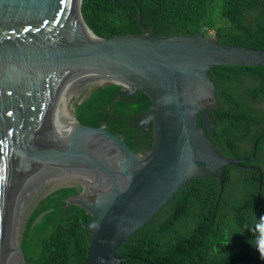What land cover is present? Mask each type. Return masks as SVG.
Returning a JSON list of instances; mask_svg holds the SVG:
<instances>
[{
	"label": "water",
	"instance_id": "water-1",
	"mask_svg": "<svg viewBox=\"0 0 264 264\" xmlns=\"http://www.w3.org/2000/svg\"><path fill=\"white\" fill-rule=\"evenodd\" d=\"M80 3L0 0V264H23L29 247L57 226L63 165L101 175L98 188L77 191L64 203L91 215L83 224L89 234L85 264H120L118 246L190 177H217L219 196L225 165L234 164L258 170L260 187V168L221 154L197 114L212 134L209 67L264 65V47L200 32L156 36L153 23L140 24L139 12L142 32L101 37L85 23ZM78 70L98 71L118 84L111 103L119 93L147 94L150 103L133 125L152 123L148 151H134L103 124L76 120L66 138ZM101 143L108 152H98Z\"/></svg>",
	"mask_w": 264,
	"mask_h": 264
},
{
	"label": "trees",
	"instance_id": "trees-1",
	"mask_svg": "<svg viewBox=\"0 0 264 264\" xmlns=\"http://www.w3.org/2000/svg\"><path fill=\"white\" fill-rule=\"evenodd\" d=\"M214 6H220L223 24L210 16ZM80 11L87 26L101 37L142 32L136 18L139 12L140 24L153 23L156 36L198 32L208 36L213 30L218 41L264 47V0H81ZM208 75L223 99L209 111L215 118L212 135L206 129L204 133L227 157L253 155L241 162L259 166L260 187L258 170L234 164L225 165L219 196L217 177H190L118 246L120 264H264V109L257 104L264 94V65L215 64ZM240 75L255 77L247 93L254 99L251 102L231 93L229 86ZM119 87L110 82L92 88L75 103V119L103 124L123 135L136 152L142 145L150 148L152 123L144 129L130 124L149 105L147 94L119 93L111 103ZM197 122L201 126L199 114ZM78 189L60 188L57 226L29 247L23 264L86 263L89 234L83 224L91 215L75 203L64 205Z\"/></svg>",
	"mask_w": 264,
	"mask_h": 264
},
{
	"label": "rangeland",
	"instance_id": "rangeland-1",
	"mask_svg": "<svg viewBox=\"0 0 264 264\" xmlns=\"http://www.w3.org/2000/svg\"><path fill=\"white\" fill-rule=\"evenodd\" d=\"M210 16L214 22H219L223 24L226 20L220 15V6H214L210 9ZM208 35H213V30L208 31ZM84 70H78L73 75V83L71 82V91H70V101H69V111H68V125L70 122H73L72 119L76 122L74 117V105L79 102L82 98H84L92 88L99 86L100 84H107V78H99L97 74L84 73L79 75L80 72ZM264 109V106H261ZM74 122V123H75ZM73 127V128H72ZM72 128L74 129V125H70L68 130ZM71 130V131H72ZM70 131V132H71ZM75 137L80 138L81 131L76 128L74 132ZM66 140V139H65ZM98 152H108L109 146L108 144L101 143L98 146ZM140 153V152H139ZM141 154V153H140ZM77 168L73 166L63 165L62 168V178H61V187H70L75 186L79 187L78 191H87L90 192L95 188L97 180L101 179V175L96 170H87L85 169V173L77 172Z\"/></svg>",
	"mask_w": 264,
	"mask_h": 264
},
{
	"label": "flooded vegetation",
	"instance_id": "flooded-vegetation-1",
	"mask_svg": "<svg viewBox=\"0 0 264 264\" xmlns=\"http://www.w3.org/2000/svg\"><path fill=\"white\" fill-rule=\"evenodd\" d=\"M214 77L218 78V74L217 73H214ZM255 80V77L253 76H247V75H240V76H237L234 78V81H235V84H230L229 88L231 90V93L233 94H236V95H240V96H243L245 97L249 102L253 101L254 99L251 98L247 93H248V90H249V86L252 85V84H249V82L251 81H254ZM223 85H227V84H223ZM138 92L137 90H135L133 93H124L123 95L124 96H130L134 93ZM222 94V93H221ZM221 94H217L216 92V86H214V89H213V99H214V102H215V106L217 107L218 106V102L220 101L219 99H223V96ZM209 99H212L211 97H209ZM225 99V98H224ZM222 101V100H221ZM257 104L261 107V106H264V94H262V98L260 99V101L257 102ZM214 107V106H213ZM213 107H209L207 108L208 110V115L211 117L212 119V128H213V125H214V120L215 118L209 113V111L213 108ZM139 116V120L136 121V122H133L135 123V125L139 124L141 122V117H142V114H138ZM201 119V124L203 127V129H207V126L206 124L204 123L202 117H200ZM133 123H130V124H133ZM140 128H144V127H140ZM146 132H147V137H149V133L150 130L146 129ZM213 133V132H211ZM212 135V134H211ZM213 143V142H212ZM244 143V142H243ZM253 149L255 147V141L253 142ZM142 150L141 151H138L140 152L141 154L142 153H145L146 151H148L149 148H146L144 145L141 146ZM253 158V155L249 156V157H241L239 158L240 160L241 159H252ZM253 165H256V164H253ZM258 166V165H256ZM259 167V166H258Z\"/></svg>",
	"mask_w": 264,
	"mask_h": 264
},
{
	"label": "bare ground",
	"instance_id": "bare-ground-1",
	"mask_svg": "<svg viewBox=\"0 0 264 264\" xmlns=\"http://www.w3.org/2000/svg\"><path fill=\"white\" fill-rule=\"evenodd\" d=\"M87 32H88L89 34H91L90 31H87ZM84 73L97 74L99 78H100V77H101V78H104L103 75H102L100 72L95 71V70H84V71L80 72L79 75L84 74ZM72 78H73V77H72ZM72 83H73V80H72ZM68 121H69V119L67 120L66 138L69 137V136H71V132H70V131H71L72 128H73V127H72V128H70V129L68 130V127H69L70 125H72V124L75 125V123H74L75 121H74L73 119H72L73 122H70L69 125H68Z\"/></svg>",
	"mask_w": 264,
	"mask_h": 264
},
{
	"label": "clouds",
	"instance_id": "clouds-1",
	"mask_svg": "<svg viewBox=\"0 0 264 264\" xmlns=\"http://www.w3.org/2000/svg\"><path fill=\"white\" fill-rule=\"evenodd\" d=\"M208 36H210V35H208ZM213 36V35H212ZM123 95V94H122Z\"/></svg>",
	"mask_w": 264,
	"mask_h": 264
}]
</instances>
